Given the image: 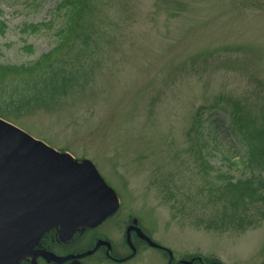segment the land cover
Instances as JSON below:
<instances>
[{
  "label": "rangeland",
  "instance_id": "374dc122",
  "mask_svg": "<svg viewBox=\"0 0 264 264\" xmlns=\"http://www.w3.org/2000/svg\"><path fill=\"white\" fill-rule=\"evenodd\" d=\"M56 1L0 0L8 25L0 62L31 61L53 48ZM89 18L108 39L86 61L88 82L10 121L91 159L175 261L264 264V201L245 198L236 212L209 197L189 150L203 148L213 179L225 172L264 180L244 146L245 135L264 129V0H94ZM51 19V28L24 27ZM167 261L151 248L122 264Z\"/></svg>",
  "mask_w": 264,
  "mask_h": 264
},
{
  "label": "water",
  "instance_id": "95a60500",
  "mask_svg": "<svg viewBox=\"0 0 264 264\" xmlns=\"http://www.w3.org/2000/svg\"><path fill=\"white\" fill-rule=\"evenodd\" d=\"M118 205L116 192L90 159L51 147L0 117V264H18L49 229L67 239Z\"/></svg>",
  "mask_w": 264,
  "mask_h": 264
},
{
  "label": "trees",
  "instance_id": "16d2710c",
  "mask_svg": "<svg viewBox=\"0 0 264 264\" xmlns=\"http://www.w3.org/2000/svg\"><path fill=\"white\" fill-rule=\"evenodd\" d=\"M43 1L40 0V3ZM93 1L57 0L54 10L60 21L55 30L53 48L31 61L0 62V116L11 119L15 111L53 107L62 97L84 87L90 79L87 72H91L86 61L94 57L108 39L106 29L96 28L89 18ZM3 14L4 10L0 5V34L5 33L8 27ZM53 26L54 19L24 25L33 31ZM24 48L28 53L34 52L31 44ZM201 108L193 117V130L201 122ZM252 134L254 135V131ZM244 137L245 155L249 165L259 172L264 170V129L256 128L253 138L250 135ZM189 150L193 152V158L208 184L206 189L209 197L228 202L227 206L232 211L239 209L245 198L264 201V180L260 175L234 180L229 173L220 172L213 179L210 176L215 170L213 171L214 167L205 157L203 148L197 146Z\"/></svg>",
  "mask_w": 264,
  "mask_h": 264
},
{
  "label": "flooded vegetation",
  "instance_id": "af4514ba",
  "mask_svg": "<svg viewBox=\"0 0 264 264\" xmlns=\"http://www.w3.org/2000/svg\"><path fill=\"white\" fill-rule=\"evenodd\" d=\"M117 192V191H116ZM119 206L94 226H81L67 239L58 237L56 228L46 231L18 264H122L142 249H157L169 259V249L147 228L135 208ZM111 224V229L106 228ZM113 230V233L111 232ZM159 245H153L146 238ZM179 260L172 259V264Z\"/></svg>",
  "mask_w": 264,
  "mask_h": 264
}]
</instances>
